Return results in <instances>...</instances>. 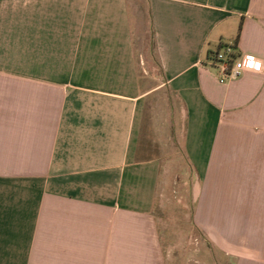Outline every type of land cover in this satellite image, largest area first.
I'll return each instance as SVG.
<instances>
[{"label":"crops","instance_id":"1","mask_svg":"<svg viewBox=\"0 0 264 264\" xmlns=\"http://www.w3.org/2000/svg\"><path fill=\"white\" fill-rule=\"evenodd\" d=\"M0 2V64L32 66L0 71V264H264V70L209 67L264 61V0ZM161 92L195 234L161 215L165 160L141 159Z\"/></svg>","mask_w":264,"mask_h":264},{"label":"rangeland","instance_id":"2","mask_svg":"<svg viewBox=\"0 0 264 264\" xmlns=\"http://www.w3.org/2000/svg\"><path fill=\"white\" fill-rule=\"evenodd\" d=\"M3 8L4 4L3 2H0V14ZM1 19L2 18H0V25H3V21ZM0 41H3L2 36L0 38ZM18 44L19 42H14L13 46L16 48L18 47ZM141 46H143V43H141ZM151 50L152 47H147L139 50L141 53L145 54L146 62L147 60L152 62ZM0 61H2V59ZM31 67L32 66L28 65L5 66L0 64V71H27L32 70ZM41 67L45 68L44 66ZM158 83L159 81L155 82L156 85ZM174 101L176 102L177 99L174 98ZM178 108L180 109L179 105ZM169 110V100L167 96H164V93L155 95L148 99L145 120L142 127L141 159L159 157L165 160L164 169L159 179L156 196L157 204H159L160 201L165 202L163 205L164 208H162L161 211L163 213H161V215H163L167 219H172L174 222V219L179 217L180 212L184 213L185 215H187V218L189 220V233L195 234L196 230L194 229L192 222L194 207L190 206V202H194V193L191 192V187L195 184V177L190 176L192 171H188L187 175L185 174L187 172L183 170L185 162L183 159V153L180 151L181 146L177 143V133H179V130L173 127L176 120L179 119V114L177 113V110L176 112H173L172 128H170L168 123V120L170 119ZM180 200H184L185 202L187 201L189 203L188 206L185 205L184 209L182 210L178 208ZM174 226L175 225L173 224L172 228ZM203 242L205 246L206 244L209 246L206 241L203 240ZM209 248L211 249V247ZM189 250L193 251L194 248H189ZM208 264L212 263L208 262Z\"/></svg>","mask_w":264,"mask_h":264},{"label":"built area","instance_id":"3","mask_svg":"<svg viewBox=\"0 0 264 264\" xmlns=\"http://www.w3.org/2000/svg\"><path fill=\"white\" fill-rule=\"evenodd\" d=\"M246 61H251L253 67L246 66ZM257 59L251 55L236 56L232 47H225L213 53L209 60V67L217 73L218 82L227 85L241 79L245 73L254 70Z\"/></svg>","mask_w":264,"mask_h":264},{"label":"clouds","instance_id":"4","mask_svg":"<svg viewBox=\"0 0 264 264\" xmlns=\"http://www.w3.org/2000/svg\"><path fill=\"white\" fill-rule=\"evenodd\" d=\"M246 66H248L249 68H252V62L251 61H246ZM254 70L255 71H262L264 70V61H256L255 65H254Z\"/></svg>","mask_w":264,"mask_h":264}]
</instances>
